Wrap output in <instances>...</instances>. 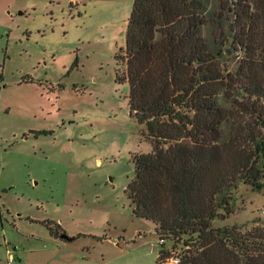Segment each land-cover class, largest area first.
<instances>
[{
  "label": "rangeland",
  "instance_id": "obj_1",
  "mask_svg": "<svg viewBox=\"0 0 264 264\" xmlns=\"http://www.w3.org/2000/svg\"><path fill=\"white\" fill-rule=\"evenodd\" d=\"M133 4L0 0V264L13 247V264H157L187 250L159 245L126 194L134 157L152 149L119 80ZM213 227L264 228V189L240 185Z\"/></svg>",
  "mask_w": 264,
  "mask_h": 264
},
{
  "label": "trees",
  "instance_id": "obj_2",
  "mask_svg": "<svg viewBox=\"0 0 264 264\" xmlns=\"http://www.w3.org/2000/svg\"><path fill=\"white\" fill-rule=\"evenodd\" d=\"M118 58L152 143L126 189L135 217L188 247L179 264H264V228L213 227L240 185L264 189V0H134Z\"/></svg>",
  "mask_w": 264,
  "mask_h": 264
},
{
  "label": "built area",
  "instance_id": "obj_3",
  "mask_svg": "<svg viewBox=\"0 0 264 264\" xmlns=\"http://www.w3.org/2000/svg\"><path fill=\"white\" fill-rule=\"evenodd\" d=\"M18 252V247H13L12 249L8 250L9 257L7 259L6 264H13L15 262V256L14 253ZM180 258L179 257H173L171 259H168L165 264H179Z\"/></svg>",
  "mask_w": 264,
  "mask_h": 264
},
{
  "label": "water",
  "instance_id": "obj_4",
  "mask_svg": "<svg viewBox=\"0 0 264 264\" xmlns=\"http://www.w3.org/2000/svg\"><path fill=\"white\" fill-rule=\"evenodd\" d=\"M61 239L68 241V240H70V237H68L67 235H62L61 236Z\"/></svg>",
  "mask_w": 264,
  "mask_h": 264
},
{
  "label": "crops",
  "instance_id": "obj_5",
  "mask_svg": "<svg viewBox=\"0 0 264 264\" xmlns=\"http://www.w3.org/2000/svg\"><path fill=\"white\" fill-rule=\"evenodd\" d=\"M155 248H157V246Z\"/></svg>",
  "mask_w": 264,
  "mask_h": 264
}]
</instances>
